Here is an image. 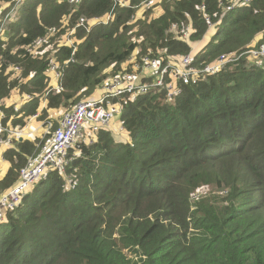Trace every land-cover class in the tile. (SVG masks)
<instances>
[{
  "label": "trees",
  "instance_id": "trees-1",
  "mask_svg": "<svg viewBox=\"0 0 264 264\" xmlns=\"http://www.w3.org/2000/svg\"><path fill=\"white\" fill-rule=\"evenodd\" d=\"M124 1L0 0L8 4L0 12V99L15 88L32 95L14 124L36 111L40 97V119L91 97L102 71H116L133 53L186 55L207 34L205 18L215 32L193 54L194 66L264 41V0L231 10L228 0H160L158 16L136 21L145 0ZM108 12V23L86 30ZM72 27L69 46L62 36ZM258 60L243 55L195 83H179L173 97L162 87L126 97V140L108 128L80 130L65 170L46 171L0 221V264H264V58ZM52 61L60 91L48 86ZM9 64L20 73L7 71ZM42 142L15 140L4 152L0 192L16 183Z\"/></svg>",
  "mask_w": 264,
  "mask_h": 264
},
{
  "label": "built area",
  "instance_id": "built-area-1",
  "mask_svg": "<svg viewBox=\"0 0 264 264\" xmlns=\"http://www.w3.org/2000/svg\"><path fill=\"white\" fill-rule=\"evenodd\" d=\"M20 1L22 0H17V2ZM70 1L77 2L78 0ZM157 1L145 0L143 6L153 7ZM248 1L228 0L229 4L226 10H231L236 5L245 4ZM115 2L120 6L127 5L124 0H115ZM7 5V3L0 4V12ZM199 8L203 10L204 5H201ZM112 17V12H108L101 17L90 19L87 22L89 25L86 30L96 23L102 22L106 24ZM134 18L132 17L133 20ZM205 19L208 21L209 27L207 34L210 32L212 36L215 32L213 23L209 22L208 18ZM82 21L83 19H80V22ZM174 27L175 25H172V28ZM74 32V27H72L68 31V36H72ZM188 34L189 29H187L183 36L186 38ZM2 35L3 31L0 27V39ZM206 35L192 43L190 52L184 56L177 57L178 61L172 60L173 57L163 60L162 56L150 57L143 55L138 57L135 54V56L127 60L131 71L121 72L103 82L101 86L103 91L99 96L83 99L77 102L71 109L65 110L59 119H55L57 126L53 125L54 119L51 118L50 114L44 119L39 118L42 109L46 107L43 97H40L39 106L36 111L23 117L22 121L16 124L13 122L22 116L20 113L21 106L31 100L32 95L21 93L18 88H15L11 91H17V101L12 100V95H10L12 92L7 97L0 99V168L2 164L7 163L4 152L14 147L15 140L33 141L38 137L43 138L38 152L29 156L24 165L19 169L16 183L0 194V221L5 219L6 211L12 210L20 204L23 196L39 182L46 171L58 170L63 172L65 170V167L72 160V156L68 152L74 147L80 130L85 129L89 134L93 135L100 128H109L108 124L114 115L121 112L122 101L126 97L134 100L138 95L151 91V88L158 89V87L166 90L167 97H173L182 92L179 83H195L200 79H204L209 73L220 71L228 62L239 60L243 55L247 56L248 59L258 61V64L260 63L258 59L264 58L263 41L238 55L223 53L207 65L194 66L192 64V56L201 47L198 45L206 39ZM63 41L65 44L71 46L74 39ZM42 42V38L37 40L39 44ZM195 45L196 49L194 48ZM9 70H12V75L20 73V67L17 65L9 64L7 71ZM46 74L48 75V86L50 89L56 91L62 90V86L58 82L61 72L57 69L56 62L52 61L50 63L46 69ZM6 108H12L13 111L7 114Z\"/></svg>",
  "mask_w": 264,
  "mask_h": 264
},
{
  "label": "rangeland",
  "instance_id": "rangeland-1",
  "mask_svg": "<svg viewBox=\"0 0 264 264\" xmlns=\"http://www.w3.org/2000/svg\"><path fill=\"white\" fill-rule=\"evenodd\" d=\"M160 0H158L155 4V6L153 7H146V6H143L144 4H139V8L138 9H135V12H134V20L133 21H136L142 17H144V15L146 13H149V18H152V17H156V15L158 16V14L161 13V10L159 9V6L160 5ZM213 23V22H211ZM175 28V27H174ZM209 27H207L208 29ZM173 29V28H172ZM211 31V30H210ZM206 34V33H205ZM204 36V35H203ZM211 36V33L209 32L207 35H206V39L204 41H202L198 46H202L205 41L207 42L209 40ZM183 38H185L184 36H182ZM63 40H72L74 39V37L72 36H67L66 34H64L62 36ZM196 42V41H195ZM194 43V42H193ZM37 48V46L35 47ZM35 48H33V50H35ZM194 48L196 49V45L194 46ZM135 52V50H134ZM133 56H135V53H133V55L131 57H129L127 60H129L130 58H132ZM172 60H175V61H178L177 57H173ZM123 68V70H122ZM113 67L112 65L106 67L102 73L105 74V79L103 82H105L106 80L110 79L111 77L121 73V72H124V71H131V68H130V65H129V62L126 61L124 64H120L118 66V69L116 71H113ZM122 70V71H120ZM103 89L101 87H98L95 89V91L93 92V94L91 95V97H96V96H99L101 93H102ZM12 92V93H11ZM10 95H12V100H15L17 101V91H11ZM80 101V100H79ZM77 103V102H76ZM67 107H62L61 109L59 110H51V109H48V113L52 116L51 118L52 119H59L60 115L65 111V110H68L69 108ZM71 109V108H70ZM120 113H117L116 115H114V117L112 118V120L110 121V123L108 124V129L111 131L113 137H115V139L117 140H126L127 139V134H126V131H124L122 129V125H121V121H120ZM8 168V164L7 163H4L1 165V168H0V179L4 176V174L6 173V169ZM3 192V191H2ZM0 192V194L2 193Z\"/></svg>",
  "mask_w": 264,
  "mask_h": 264
},
{
  "label": "water",
  "instance_id": "water-1",
  "mask_svg": "<svg viewBox=\"0 0 264 264\" xmlns=\"http://www.w3.org/2000/svg\"><path fill=\"white\" fill-rule=\"evenodd\" d=\"M19 141H21V140H19Z\"/></svg>",
  "mask_w": 264,
  "mask_h": 264
},
{
  "label": "clouds",
  "instance_id": "clouds-1",
  "mask_svg": "<svg viewBox=\"0 0 264 264\" xmlns=\"http://www.w3.org/2000/svg\"><path fill=\"white\" fill-rule=\"evenodd\" d=\"M207 43V42H206Z\"/></svg>",
  "mask_w": 264,
  "mask_h": 264
}]
</instances>
